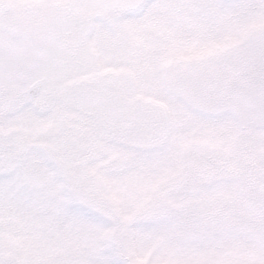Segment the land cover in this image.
Here are the masks:
<instances>
[{
    "label": "snow or ice",
    "instance_id": "snow-or-ice-1",
    "mask_svg": "<svg viewBox=\"0 0 264 264\" xmlns=\"http://www.w3.org/2000/svg\"><path fill=\"white\" fill-rule=\"evenodd\" d=\"M30 8L0 24V222L67 240L51 264L264 243V44L226 42L224 0Z\"/></svg>",
    "mask_w": 264,
    "mask_h": 264
},
{
    "label": "rangeland",
    "instance_id": "rangeland-1",
    "mask_svg": "<svg viewBox=\"0 0 264 264\" xmlns=\"http://www.w3.org/2000/svg\"><path fill=\"white\" fill-rule=\"evenodd\" d=\"M7 1L5 21L18 22L31 11L30 5L35 0ZM228 8L223 22L234 31L226 37L228 44L250 42L264 44V0H224ZM1 12V11H0ZM4 21V22H5ZM22 134L21 129L9 130V135ZM246 244L233 250L230 264H264V243L253 241L249 233H243ZM109 243L116 244L113 238ZM72 253V246L63 239L48 241L36 238L24 224L16 218L0 222V264H51L61 257ZM155 249H147L138 258L137 264H152Z\"/></svg>",
    "mask_w": 264,
    "mask_h": 264
},
{
    "label": "flooded vegetation",
    "instance_id": "flooded-vegetation-1",
    "mask_svg": "<svg viewBox=\"0 0 264 264\" xmlns=\"http://www.w3.org/2000/svg\"><path fill=\"white\" fill-rule=\"evenodd\" d=\"M7 1L5 0H0V24L4 23L5 19H4V15L7 13L6 9H5V5H6Z\"/></svg>",
    "mask_w": 264,
    "mask_h": 264
}]
</instances>
